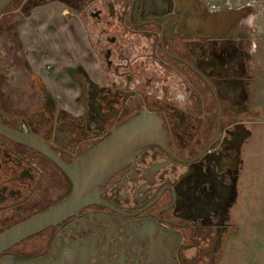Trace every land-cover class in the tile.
<instances>
[{
  "label": "flooded vegetation",
  "instance_id": "af4514ba",
  "mask_svg": "<svg viewBox=\"0 0 264 264\" xmlns=\"http://www.w3.org/2000/svg\"><path fill=\"white\" fill-rule=\"evenodd\" d=\"M50 4L67 6L66 19L74 10L84 32L42 39L31 17ZM213 13L199 0H12L0 12V232L62 202L73 190L66 168L140 114L157 116L164 134L105 181L98 170L88 197L0 258L225 264L243 228L253 116L250 54L237 46L242 69L203 65L227 53L218 41L246 39L236 25L218 33Z\"/></svg>",
  "mask_w": 264,
  "mask_h": 264
},
{
  "label": "water",
  "instance_id": "95a60500",
  "mask_svg": "<svg viewBox=\"0 0 264 264\" xmlns=\"http://www.w3.org/2000/svg\"><path fill=\"white\" fill-rule=\"evenodd\" d=\"M11 1L0 0V12ZM250 11L249 6L239 9L230 8L223 12L210 14L209 19L211 21L217 20L219 23L223 22L226 29L218 32L222 34L236 25ZM147 124H150V127ZM163 135L159 118L148 113H142L129 123L115 129L109 138L95 146L87 155L80 156L74 165L66 168L73 182V190L69 196L48 211L34 215L0 232V253L9 250L12 246L62 218L63 213L69 208L78 204L84 197H88L92 189L96 188L100 182L95 180V174L98 170L102 173V180L105 181L111 172L122 163L123 157L135 152L143 143L162 139ZM43 261L42 257L14 255H6L0 258V264H46Z\"/></svg>",
  "mask_w": 264,
  "mask_h": 264
},
{
  "label": "rangeland",
  "instance_id": "374dc122",
  "mask_svg": "<svg viewBox=\"0 0 264 264\" xmlns=\"http://www.w3.org/2000/svg\"><path fill=\"white\" fill-rule=\"evenodd\" d=\"M199 2L203 5L206 12H216V11H222L227 9H239L245 6H249L251 8L250 13L243 16L236 24L235 27V35H241L243 37H246V39L237 40L235 43V46H230L231 43L228 40H220L218 41L220 45L225 43L227 46L225 47L227 50V53L223 55L222 52L218 53V59L213 60L212 56H209V58L205 59L204 66L213 65L219 69H230L228 62H233V65L235 66V69H242L241 66L243 65V59L241 56L236 54L237 46H241V48L248 52L250 54L249 59H246L244 62L245 69H247L246 75L247 81L246 86L247 89H249L250 80L252 77V94L258 96V98L264 100V0H199ZM67 6L63 7L59 5H44L39 10L35 12V14L31 17L32 23H35L36 21L38 23H42V39L44 40H50L49 42H53L56 39L63 40L64 34L66 33L65 30L70 27V25H74L76 28V33L84 32V24L82 18L74 12V10H70V19H66ZM65 12L64 15L62 12ZM73 12L75 14H73ZM37 34H40L38 31L33 32V38H36ZM66 38V35H65ZM66 40V39H65ZM77 40V39H76ZM51 42V44H52ZM239 43V45H237ZM235 53V54H234ZM207 54V52H206ZM236 55V57H234ZM234 57L230 58L229 57ZM56 58L53 56H45L42 58V63L46 65V69H51L50 67L55 64ZM75 60V59H74ZM217 68V69H218ZM264 104V103H263ZM264 120V119H262ZM264 122V121H263ZM263 122L259 123V126H257V129L260 128L261 124H264ZM257 145L262 146V143H257ZM264 145V144H263ZM251 171L254 172V169L251 170L250 165L247 166L246 171V177H245V198L247 200V204L241 208V213L244 216L242 227L247 228L249 225L248 218L246 217L250 210H251V198L254 199V202L252 203V207L258 206V203H256L260 198V192L258 188H254V185L251 184L250 181V174ZM258 177V176H257ZM37 240V237H32L19 245L15 246V250H20L23 248L31 247L32 244H35V241ZM235 243L232 240L229 249L226 251V257L224 259L225 264H232V252L233 247Z\"/></svg>",
  "mask_w": 264,
  "mask_h": 264
},
{
  "label": "crops",
  "instance_id": "0c3cea01",
  "mask_svg": "<svg viewBox=\"0 0 264 264\" xmlns=\"http://www.w3.org/2000/svg\"><path fill=\"white\" fill-rule=\"evenodd\" d=\"M249 107L252 110L253 122L251 124L252 141L250 147L248 164L251 170L250 181L254 188H258L260 198L253 206L254 199L251 198V210L246 216L249 225L242 228L233 241L235 243L232 252V264H264V100L259 99L257 94H252V77L248 89ZM264 123V122H263ZM262 143V146L257 143ZM258 176V177H257Z\"/></svg>",
  "mask_w": 264,
  "mask_h": 264
}]
</instances>
